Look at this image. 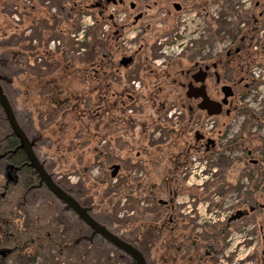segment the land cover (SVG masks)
<instances>
[{
  "label": "flooded vegetation",
  "instance_id": "obj_1",
  "mask_svg": "<svg viewBox=\"0 0 264 264\" xmlns=\"http://www.w3.org/2000/svg\"><path fill=\"white\" fill-rule=\"evenodd\" d=\"M216 8L220 13L214 12ZM0 12L7 28L0 32V42L10 46L4 66L0 58V81L38 160L67 196L87 208L112 233L140 249L148 264H221L220 256L225 253L228 261L224 264H264V113L261 119L251 116L256 124L253 134L242 137L236 133L230 140L228 149L244 156L245 166L238 167V173L229 167V174L228 168L217 165L214 172L216 198L239 195L220 223L211 225L197 215L203 194L198 185L185 183L186 166L184 181L176 184L178 187L168 183L163 195L153 190L149 193L147 206L159 212L149 219L137 215L131 228L111 219L110 184L92 174L93 163L99 159L104 162L108 156L118 159L108 166L110 177L115 164L120 165L118 175L123 167L146 163L144 159L162 137L156 128V93L149 90L163 71L165 80L161 79L159 92L172 91L173 86V91L180 93L175 96L176 104L186 99L181 106L184 111L214 117L208 133L193 131L191 124L187 128L189 118L180 117L176 123L184 121L181 133L171 131L163 139L189 130L190 141L180 140L191 153L189 163L192 155L195 160L224 149L221 143L225 136L219 130L236 114L238 101L252 82L255 62L264 66V0H0ZM197 24L204 35H198L195 52L189 54L184 46L189 44L191 25L200 27ZM68 34L77 42H86V48L77 52L86 51L85 64L78 71L69 69L78 63V56H72V62L57 56L54 61L59 69L51 71L52 78L34 79L30 72L11 69L13 59L33 58L31 45L46 44L55 36L65 41ZM172 51L176 53L171 58L174 62L160 59L162 53L171 57ZM149 60L152 67L146 63ZM48 71V66L43 67V74ZM78 82L85 86V95L77 97L82 112L74 111L69 118L58 120V108L72 100L66 93L83 88L76 86ZM189 82L205 86L211 105L222 101L225 85L231 86L234 94L218 114L210 116L205 109H190L186 95ZM0 108L9 127L0 138V264H29L35 259L39 264H94L93 257L99 259L96 264H104L109 247L127 255L129 264H138L95 232L65 198L42 181ZM72 116L74 125L70 123ZM78 125L84 128L78 129ZM66 130L70 138L64 137ZM81 142L90 149H78L76 143ZM202 190L212 194L206 186ZM36 199L47 214L33 211ZM212 212L218 220L223 213L218 208ZM147 222L153 237L145 252L142 231ZM243 222L250 224L247 232H240L245 234L242 245L247 252L236 262L237 246L230 254L226 250Z\"/></svg>",
  "mask_w": 264,
  "mask_h": 264
},
{
  "label": "rangeland",
  "instance_id": "obj_2",
  "mask_svg": "<svg viewBox=\"0 0 264 264\" xmlns=\"http://www.w3.org/2000/svg\"><path fill=\"white\" fill-rule=\"evenodd\" d=\"M214 12L220 13L217 8L214 10ZM0 15H4V13L0 12ZM232 17H233V15H231V18ZM1 19L2 18H0V26L2 25V27H4ZM193 24H194V21H193ZM197 25L200 26V24H197ZM191 29H192L191 32H189L188 36H187V41L189 44L187 46H184V49H185L184 51H187V53H189V54H192L193 52H195V51H193V49H195V47H196L195 41L198 38V35H204V34H202L203 28L201 26L196 28L194 25L193 26L191 25ZM55 40L60 41V42H59V44H57V42H56L54 47H50V42L53 41V37H52V39L50 38L47 41L48 50H51L53 52V54L51 55L52 57L55 55L53 50L56 51L58 48L59 49L63 48L64 42H65L64 40L62 41V38H58V37H55ZM191 43H193V44H191ZM218 47H221V46H218ZM70 55H71L70 53H66V58H68L72 62L73 58ZM170 55H172V56L170 57L167 54L162 53L160 59L167 60V58H169V61H170V60H172L171 59L172 57H175L176 53L174 51H172ZM76 59H77V57H76ZM40 61H41V58L36 59V63L40 62ZM254 66L255 67L253 68V73L251 74L252 75V80H251L252 82L250 84V87L245 89V93L242 96V98L240 99V101H238V104H237L238 110H235V112L237 111L236 114H232L229 117V119L226 120V124L224 125L225 127L221 126V128L219 130L221 133H226L225 137H224L225 139H223L221 145H225L228 142V140L232 139V136L234 134L241 133L242 129H244L246 127H249V130H247V131L252 132V130L256 127V124H254V121L251 120V118H252L251 116L254 115L256 118L261 119L262 113H264V66L261 62L255 63ZM56 67H57L56 65L51 63V70L52 71L56 70ZM172 88H173L172 90H175V87L172 86ZM176 89H179V88H176ZM180 91H183V90L181 89ZM175 94L180 95V93H178V92ZM185 101H186V99L184 98V99L180 100L178 104H176V103L171 104V106H169L171 108L168 109L167 113L164 114V116L162 114L161 121L164 123L169 122V121L177 122V121L181 120L180 117H183L186 119L189 118V120H190V118H192L193 121H189V122H191V128H193V131L196 129H200L203 133H208V131L211 129V127L213 125L214 117L208 118V116L206 114L198 115L199 113L198 114L187 113L186 111H184L183 108H181L183 102H185ZM179 111H181V114H178ZM70 123H72L74 125L73 116H72V121H70ZM181 123H183V122H181ZM77 127H78V129H82V128H84V125H78ZM71 128H72V126H70V129ZM66 129H68V128L66 127ZM212 129H213V127H212ZM8 131H9L8 124L5 121L4 114L0 108V138L4 134H7ZM68 133L69 132L66 130L65 136H64L65 138H70L69 136H72L70 133L69 134ZM262 134L264 135V128L262 130ZM210 135H212V134H210ZM156 136L158 137L159 133H157ZM238 154L239 153L235 154L234 150L226 149V150H223L222 152H220V151L218 153L216 152L215 156L213 154L211 157H207V156L198 157V158H195V160H194L193 155H192V158H191L189 165L186 166L188 168L185 169L187 171V173L185 175L186 176L185 183L188 186L198 185V188H200L201 194H203V196H200V198L203 200L202 201L203 204H202V207L200 206L199 209H197V215L201 219H203L204 222H206V223H209L211 225H214L215 223H220L222 221V219L226 216V214L229 213L228 210H231L232 208H234V205L236 204V199L239 197V195L232 194L228 199H224V198H220V197L216 198L214 193L206 195L204 193V191L202 190V187L203 186L207 187L209 185V184H207L208 182L212 183L211 181H213V182L215 181L214 172H215L217 165H218V163H215L216 158H218L220 155H223L224 157H226L230 160L237 161L238 158L240 156H242V155H240V154L238 155ZM99 160L97 162L93 163L92 174L94 176L99 175V177L107 179L108 183L110 184L109 185L110 192L112 191V187H114L115 183H118L122 177H126L131 181H134L136 179L140 180L142 177H144V170L141 169L139 166H136L134 168L129 167V169H127V168L124 169V167H123L118 175H116L114 178L112 176L110 177L109 173L107 172L108 166L112 162H117L118 159L116 157L109 156L107 158V160H104V162H99ZM105 161H107V163ZM196 161H200V162L196 163ZM138 164H140V166H142L140 162H138ZM235 166L237 169L236 173H238V171H239L238 167H240V166H238V165H235ZM191 169H193L195 171L194 179H196L198 182H204L203 183L204 185L203 184H201V185H199V184L190 185L189 184V182L192 181V178H191L192 174L190 172ZM76 180H77V176L72 177V179H71L72 183ZM197 193H199V192H197ZM132 194H135V191H127L126 188L124 187V195L120 200V204L118 205V213L116 215L114 214V210L116 209V206L113 207V211H112L113 216L111 217L112 220H114L115 222H118V221L123 222L125 220V217H129V216L134 217L136 215H139L138 211L141 208L146 207V205H147L146 202H143L142 200L140 202H137V197L131 196ZM163 194L164 193H162V195ZM114 198L118 201L120 197L116 196ZM129 199L135 200V203H133V208H127L128 205L131 204ZM43 206L44 205H42V203L36 199L33 201L32 209L34 212H39V214H42V213L47 214V209L45 208V206L43 208ZM216 208L223 211L222 216H220L219 220L217 219L218 216L217 217L215 216V212L211 213V211L213 209H216ZM198 216H197V219L199 218ZM148 217L149 216H147V219H148ZM126 224L128 225L129 228H131L135 225V222L132 221V223L130 222V223H126ZM238 226L239 227H237V229H239V230H238V232H236L232 235V238L230 240L231 243L229 244V247L226 250V252L230 254V253H232V252H230V250L231 249L235 250V247L237 246L236 255H238V258L235 259L236 262L240 261V257L245 256V254L247 252V249L245 247H243V245H242V243H243L242 240H243L245 234L240 233V232H243V231L247 232L249 230L250 224H248L247 222H243ZM145 244L147 247L144 250H145V252H148L149 245L146 242H145ZM111 249L112 248H110V247L108 248L109 258L107 259V261L104 262V264H129L130 259L127 255L119 253V252H114ZM147 255H149V254H147ZM93 258H94L93 259L94 264L99 262L98 257H93ZM95 259H97V260H95ZM220 259L221 260L219 261V263H221V264L226 263V261H228L226 253L224 255H221ZM29 264H39V263L35 259L34 261H32Z\"/></svg>",
  "mask_w": 264,
  "mask_h": 264
},
{
  "label": "trees",
  "instance_id": "obj_3",
  "mask_svg": "<svg viewBox=\"0 0 264 264\" xmlns=\"http://www.w3.org/2000/svg\"><path fill=\"white\" fill-rule=\"evenodd\" d=\"M1 18H2L1 20L3 22L4 27H3L2 31L0 29V32L4 33L7 29L5 24H4V15H1ZM63 32H64V30H63ZM58 34L60 35V33H58ZM55 37L61 38V36H55ZM64 39H65L64 47L60 48V49L58 48L56 51L53 50L55 53V55L53 57L51 56L53 54V52L51 50H48V47H47L48 43L47 42H46V44L40 43L39 46H35V47L31 45L30 48L33 51V55H32L33 58L29 59V57H28L26 59L24 57V58H19L18 60L13 59L11 61V63H9L13 66V67L11 66V69L17 73H19L20 71L30 72V75H31L30 78H34V79H42V77H44L45 79L46 78H52L51 77V71H52L51 70V63L54 65L57 64L54 61L57 56H61L65 59H68V58H66V53H70L71 57L72 56H78L77 62L79 64L78 63L75 65L73 64V66H70L69 69L70 70L73 69V70L78 71L85 64L86 51L81 52L83 55L81 53H80V55H77L76 52L81 51V48H86V42L85 41L77 42L73 38H71V36L69 34ZM9 48H10V46L7 43H5L4 41L0 42V58L4 59L3 62H1L2 66H4V64L7 63L6 59L10 57ZM38 58H41V61L36 63V59H38ZM174 61L175 60H170L168 62V64H170ZM146 63H147V65L152 67V63L150 60L148 62L146 61ZM45 66L49 67V71L47 73L43 74L42 70H43V67H45ZM64 67H67V65L64 64ZM58 69L56 67V70H58ZM165 73L166 72H164V71L161 73H158V75H157L158 77L154 78L155 80L151 84V86L152 87L154 86V88H151L149 90L151 93H156V95L153 97L154 101L156 102L154 104V106H157L156 112H157L158 126L156 128L161 131L162 137L157 140V142H159V143L156 144V147L151 152V155H149L147 157V160L144 159V162L146 161V163H141L142 166H140V164H138V166L144 170V177H142L140 180L136 179L134 181H131L126 177H122L120 179V181L118 183H115L114 187H112L111 197H110V201H109L110 205H109V209H108V214L111 217L113 216L112 211H113L114 206H116V209L114 210V214L116 215L118 213V205L120 204V200L124 195V187L126 188L127 191H135V194H132L131 196L137 197V202H140L141 200L144 202H149L148 195H149V193L152 192V190L155 191V194L165 193V191L167 192L166 185L168 183H172V185H174V187H178L176 184L183 183V181H184V177H183L182 173L184 172V167L189 165L191 153H189L188 150H186V145L184 147L181 146L180 140H185L186 142H189L190 141V138H189L190 131L187 130L186 132H183V135L170 137L167 140L163 139L164 136L165 137H166V135L168 136V133L171 131H174L175 135L180 134L181 133L180 128L183 124L181 122L179 124H177L176 122H173V121H169L166 123L161 121L162 114L164 116V114L167 113L168 109L171 108L169 106H171V104L176 103V101H175L176 100L175 99L176 94L173 90L169 91V92H159V86H162L161 79L165 80V76H163ZM130 77L133 78L134 76L133 77L130 76ZM130 80L131 79L128 78V83L130 82ZM76 86L83 87V88H80V89L73 88L70 93H66L67 98L71 97L72 100L68 101L67 103L64 102V104L62 103L61 107L58 108V111H61L58 120L69 118V116H71V114H69V113H71V112H74V111L76 113L82 112V109L80 108L79 104L77 103V97L80 99L83 97V95H85V92H84L85 86H84V83H79V82L76 83ZM61 96H65V95L62 93ZM82 104H83V109L85 110L86 104L84 102H82ZM189 121H193L192 118H190ZM182 122H184V121L182 120ZM190 124H191V122H189V124L187 123V128ZM225 124H226V122H225ZM225 124H223V126ZM183 127H185V125ZM247 130H249V127L242 129V132L240 133V134H242V137H248V136H250V134H253ZM225 134L226 133H224V136H225ZM179 136H182V137H179ZM239 142H241V140ZM230 143H231V141L228 140V142L225 144L223 150L230 148ZM189 144H187V145H189ZM84 145L85 144L83 142L76 143V147L78 149H81V150L90 149ZM81 146H84V147H81ZM212 155H213V153L208 155L207 157H211ZM215 163H218V165L224 169L228 168L226 170V172H228V173L230 172L229 174H231L232 171H229V167L230 168H236L235 165L243 167V166H245V159H244V156H240L238 158V160L235 161V160H230V159L224 157L223 155H220L218 158H216ZM136 166H137V164L130 165L131 168H134ZM253 173H256V170H253ZM229 174H227L226 176L227 177L231 176ZM222 175L225 176V170H224ZM222 175H221L220 180H222V178H223ZM211 182L212 183L208 182V184H209L207 186L208 193H214V191H215V185H214L215 181L214 182L211 181ZM223 182H224V184L228 182V181H226L225 177L223 179ZM116 196L120 197L118 201L114 198ZM129 200H130L131 204L128 205L127 208H133V203H135V200H131V199H129ZM156 212H159V211L157 209H152L146 205V207L141 208L138 211V214L141 215L143 218H147V216H149L148 217V219H149L150 217H152V215H153L152 213H156ZM136 216L125 217V220L123 222H125V223H130V222L132 223V221L135 222ZM148 223L149 222L145 223L146 228L144 231H142V237L146 243H148L151 240V237H153L152 231H150V228L147 225ZM132 240H134V239H132ZM145 248L146 247L143 245L142 246L143 251H145L144 250Z\"/></svg>",
  "mask_w": 264,
  "mask_h": 264
},
{
  "label": "water",
  "instance_id": "obj_4",
  "mask_svg": "<svg viewBox=\"0 0 264 264\" xmlns=\"http://www.w3.org/2000/svg\"><path fill=\"white\" fill-rule=\"evenodd\" d=\"M196 67H193L195 69ZM1 79V76H0ZM223 95L222 101L217 103L216 105H211L212 101L206 92V88L204 85L195 86L192 82L187 84L186 95L190 99V109L200 108L205 109L210 116L218 114L221 111V108L224 104L228 103L229 97L234 94L232 87L229 85H225L222 87ZM0 105L5 112L6 118L9 120L13 133L17 135L21 140V147L24 148L27 152L28 158L30 160V164L36 169L39 173L42 181H45L51 190L57 193L58 196L65 198L69 204L76 209L78 214L87 224L93 228L95 232L101 233L107 237L108 241L115 247V249H120L125 251L127 254H130L138 264H148V261L144 255V253L138 249L133 244L125 241L118 235L112 233L105 226L100 224L97 220H95L89 213L87 208L82 207L80 203L71 196H67L65 192L61 190L59 186L53 181L52 177L47 173L44 168V165L38 160L35 152L32 149L33 143L29 140L26 133L19 125L11 102L4 91L2 83L0 81ZM198 136L200 132H196ZM114 169L112 171V177H115L120 169L119 164H115Z\"/></svg>",
  "mask_w": 264,
  "mask_h": 264
},
{
  "label": "built area",
  "instance_id": "obj_5",
  "mask_svg": "<svg viewBox=\"0 0 264 264\" xmlns=\"http://www.w3.org/2000/svg\"><path fill=\"white\" fill-rule=\"evenodd\" d=\"M85 31V29H82V31H81V34L79 35L80 37H81V35L83 34V32ZM72 36H74V35H72ZM56 42H57V44H59V42L60 41H56V40H53V41H51L50 42V47H54V45L56 44ZM191 178H192V181L191 182H189V184L190 185H193V184H199V185H201V184H203L204 182H198L196 179H194V176H195V171L193 170V169H191ZM199 174V173H198ZM208 178V177H207Z\"/></svg>",
  "mask_w": 264,
  "mask_h": 264
}]
</instances>
